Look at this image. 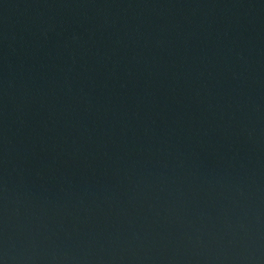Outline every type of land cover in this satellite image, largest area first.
I'll return each mask as SVG.
<instances>
[{
    "label": "water",
    "instance_id": "1",
    "mask_svg": "<svg viewBox=\"0 0 264 264\" xmlns=\"http://www.w3.org/2000/svg\"><path fill=\"white\" fill-rule=\"evenodd\" d=\"M0 264H264V0H0Z\"/></svg>",
    "mask_w": 264,
    "mask_h": 264
}]
</instances>
